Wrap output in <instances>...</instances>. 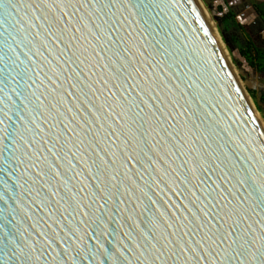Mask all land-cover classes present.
<instances>
[{"label": "water", "instance_id": "water-1", "mask_svg": "<svg viewBox=\"0 0 264 264\" xmlns=\"http://www.w3.org/2000/svg\"><path fill=\"white\" fill-rule=\"evenodd\" d=\"M264 135L189 0H0V264H261Z\"/></svg>", "mask_w": 264, "mask_h": 264}, {"label": "rangeland", "instance_id": "rangeland-1", "mask_svg": "<svg viewBox=\"0 0 264 264\" xmlns=\"http://www.w3.org/2000/svg\"><path fill=\"white\" fill-rule=\"evenodd\" d=\"M264 134V0H191Z\"/></svg>", "mask_w": 264, "mask_h": 264}, {"label": "bare ground", "instance_id": "bare-ground-1", "mask_svg": "<svg viewBox=\"0 0 264 264\" xmlns=\"http://www.w3.org/2000/svg\"><path fill=\"white\" fill-rule=\"evenodd\" d=\"M190 2H191V0H189ZM192 3V2H191ZM193 5V4H192ZM194 6V5H193ZM195 8V7H194ZM196 10V9H195ZM215 45H216V47H217V49H218V45L216 44V43H214ZM220 55V54H219ZM221 57V56H220ZM222 59V58H221ZM223 61V60H222ZM225 64V63H224ZM226 66V65H225ZM230 72V71H229ZM231 74V73H230ZM232 75V74H231ZM242 92V91H241ZM242 96H243V98H244V94L242 93ZM244 101H245V99H244ZM245 103H246V101H245ZM246 105H247V103H246ZM248 106V105H247ZM248 109H249V107H248ZM250 110V109H249ZM251 112V111H250ZM252 113V112H251ZM253 116V115H252ZM255 120V119H254ZM255 122H256V120H255ZM256 124H257V122H256ZM258 125V124H257ZM259 127V126H258ZM259 129H260V127H259ZM261 130V129H260ZM262 131V130H261ZM263 133V132H262ZM264 135V134H263Z\"/></svg>", "mask_w": 264, "mask_h": 264}, {"label": "trees", "instance_id": "trees-1", "mask_svg": "<svg viewBox=\"0 0 264 264\" xmlns=\"http://www.w3.org/2000/svg\"><path fill=\"white\" fill-rule=\"evenodd\" d=\"M238 85H239V84H238ZM239 87H240V85H239ZM240 89H241V88H240ZM241 91H242V93H243L244 95H246L242 89H241Z\"/></svg>", "mask_w": 264, "mask_h": 264}, {"label": "snow or ice", "instance_id": "snow-or-ice-1", "mask_svg": "<svg viewBox=\"0 0 264 264\" xmlns=\"http://www.w3.org/2000/svg\"><path fill=\"white\" fill-rule=\"evenodd\" d=\"M261 264H264V260H262Z\"/></svg>", "mask_w": 264, "mask_h": 264}]
</instances>
